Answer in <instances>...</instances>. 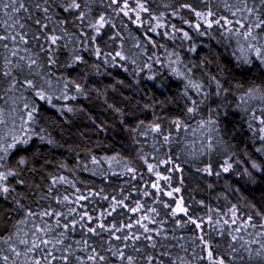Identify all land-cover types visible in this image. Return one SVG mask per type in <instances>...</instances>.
Masks as SVG:
<instances>
[{
  "label": "snow or ice",
  "instance_id": "obj_1",
  "mask_svg": "<svg viewBox=\"0 0 264 264\" xmlns=\"http://www.w3.org/2000/svg\"><path fill=\"white\" fill-rule=\"evenodd\" d=\"M0 264H264V0H0Z\"/></svg>",
  "mask_w": 264,
  "mask_h": 264
},
{
  "label": "trees",
  "instance_id": "obj_2",
  "mask_svg": "<svg viewBox=\"0 0 264 264\" xmlns=\"http://www.w3.org/2000/svg\"><path fill=\"white\" fill-rule=\"evenodd\" d=\"M104 7L105 6L103 4L96 5L94 8L93 15H95L97 12L103 11ZM161 10H163V9L161 8ZM173 22L179 23L175 19L173 20ZM117 23H118V20H117ZM125 23H127V21H125ZM184 27H187V26L185 25ZM128 28L131 29L135 34H137V35L139 34L136 31L135 25L129 24ZM109 34H111V33H109ZM123 34L126 35V32ZM156 39L159 40L160 43L167 44V46L169 47V50L172 49V42L171 41H167L166 39H161L160 37H157ZM162 52H163V49H160V50H158L157 54L159 55ZM181 54H182V56H190L192 59H195L194 54H188V53H185L183 51L181 52ZM201 54H203V53H201ZM162 59H163V57H162ZM156 67L159 68V65H157ZM162 71L166 72V69L162 70ZM114 76H115V73H114ZM116 78H123V74H121L120 77H116ZM111 82H112L111 78H101V85L100 86H102L104 84L111 83ZM255 83L259 84L260 82L255 81ZM122 91H125L126 94H129V93H127V90H122ZM151 94H152V87H151V83H149L145 95L150 96ZM112 95H114V98L117 101H119V95L118 94H112ZM136 98L139 99L140 97L137 96ZM156 98L157 99H163L164 97L159 96L157 94ZM109 102H111V101H109ZM121 106H123V105H121ZM96 114L100 115V117L102 119H108L111 122V114L110 113H104L101 108L98 107L96 109ZM141 118H143V116H141ZM78 131H87L88 135L91 136V138H92L93 144L99 143L100 140H105V142L108 141V138L105 136L94 135L91 131V125L87 121H84L80 125H78V128H72L71 129V135H69L68 132H65L64 139L66 140V146H65L66 149L79 150L80 148H83L85 146L86 142H82L80 140V137L78 135ZM115 147H116L117 151H121L119 144H117ZM94 150H96V149H94ZM49 160H50L51 164L53 165V167L48 168L45 171L55 172L56 171L55 165L59 161H66V162L71 163L72 162V155L67 150H60L59 152H57L55 154V159H52V157H49ZM177 162H179V161H177ZM136 166L139 167V164H137ZM183 169H184L183 173L174 174L172 184H173V187H180L181 185L179 184L178 181H179L180 177L183 178V187H182V192L180 193V195H182L186 201L193 204V207L196 209V213L198 215H203V213L200 211L199 206L194 204V201L204 199V200L208 201L212 206H216L217 204L222 203V201L215 199V197H217L221 193L225 192V186H224L225 180L231 182L233 178L226 176L224 178V180H221L219 183H217L215 181L214 177H203L202 178L201 175L196 174L195 168L192 167L191 165H184ZM140 171L142 174H144L145 180H153L154 179V177H151L150 175L146 174V172L143 168H141ZM161 171L163 172V167L161 168ZM64 174L68 175L67 172H65ZM164 174H168V173H164ZM77 175H79L82 179H85V180L93 179L88 173H77ZM123 179H127V178L118 179L116 181V184L121 185ZM209 182L216 184V187L214 190L207 188V183H209ZM133 183H135L137 185V187H139L141 189L148 188V185L144 184L142 181L137 180V181H134ZM97 185H100L99 180H97ZM234 186H237V185H234ZM149 190L154 191L151 189H149ZM165 190H168V189H165ZM107 191L110 193L111 189H108ZM117 191H119L118 188H117ZM240 195L247 196L248 194L247 193H241ZM255 195L257 198H259L260 193H255ZM131 196L133 199L138 198L142 202L147 201L149 206H155V205H152V200L154 199V197H143L140 195V193H138L136 191H131ZM164 199L167 200L168 198L164 197ZM229 199L233 203H236L237 202L236 194L229 193ZM241 203H243V201H241ZM101 205H103L104 207H107V203L104 201H99L94 206L97 209H100ZM161 211H162V215H163V210H161ZM171 226H172L171 221H169L167 227L171 228ZM192 234L193 233L191 231H185V230H181L180 232H177V235L190 236ZM74 235H75V238L79 239L78 234H74Z\"/></svg>",
  "mask_w": 264,
  "mask_h": 264
}]
</instances>
